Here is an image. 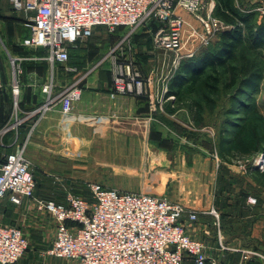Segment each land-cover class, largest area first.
<instances>
[{
  "label": "built area",
  "instance_id": "built-area-1",
  "mask_svg": "<svg viewBox=\"0 0 264 264\" xmlns=\"http://www.w3.org/2000/svg\"><path fill=\"white\" fill-rule=\"evenodd\" d=\"M31 28L24 45L45 48L51 63V78L42 91L45 98L37 108L23 115L18 107L21 83L14 72L12 92L15 109L7 129L18 131L28 118L34 123L46 117L56 103L70 112L82 96L79 81L56 91L55 67L66 70L70 50L93 35L97 26L114 32L130 31L109 52L113 61L111 95L146 97L151 114L173 99L170 81L159 78L154 67L142 69L132 42L135 29L152 22L156 47L173 53L174 64L193 58L210 46L219 32L230 25L215 15L216 0H9ZM258 10L264 9L262 5ZM185 14L190 15V17ZM37 180L26 156V144L9 152L0 163V200L8 196L20 204L33 199L36 208L56 222V232L47 254L76 261V264H184L186 256L195 264H219L210 257L206 243L193 237L188 224L198 220L199 211L181 202L144 192L122 191L99 182L89 184L90 197L66 191L63 200L36 194ZM255 197L249 202L256 203ZM217 216L216 210H212ZM30 240L18 225L0 224V264H16L29 249ZM246 254L245 258H249Z\"/></svg>",
  "mask_w": 264,
  "mask_h": 264
},
{
  "label": "crops",
  "instance_id": "crops-1",
  "mask_svg": "<svg viewBox=\"0 0 264 264\" xmlns=\"http://www.w3.org/2000/svg\"><path fill=\"white\" fill-rule=\"evenodd\" d=\"M256 2L262 0L253 3ZM124 29L128 28L119 27L114 32L106 28L110 36L95 29L90 40L71 48L68 66L73 70L56 65L57 92L77 81L82 88V96L73 102L70 112H65L62 104L56 103L37 124L35 117H31L18 131L8 130L16 106L12 92L14 72L17 71L21 83L18 107L25 115L43 103L42 87L51 78V63L45 58L47 49L24 45V40L31 35V28L23 15L14 11L9 0H0V163L9 152L26 144L32 156L42 159L46 171L64 170L63 176L47 179L50 184L47 189L41 192L36 189V194L40 192V196L49 199H64L63 186L70 183L65 171L68 167L79 166L76 175L86 182H99L122 191L150 193L181 202L199 211L197 221L191 222L187 215L183 221L188 224L193 237L206 243L208 255L219 264H248L252 260L264 264V204H251L247 197L238 216V233L226 224L220 228L212 213L214 203L205 200L199 182L184 180L187 171L183 165L184 156H179L182 161L173 167L172 160L178 162V155L169 156L151 140L155 115L167 114L164 108L151 114L148 99L111 95L113 61L108 53L127 34ZM72 52L76 57L73 58ZM137 58L142 65L140 55ZM108 172L117 173V179L107 178ZM111 182L116 186L110 185ZM168 182L172 185L167 186ZM188 182L192 185L188 186ZM55 183L62 187L60 191L53 185ZM177 189L181 192L191 190L194 200L190 203L181 201L174 193ZM44 196L42 198H46ZM0 224L20 226L31 241L32 248L16 264H76L74 260L47 254L55 237L56 222L49 214L38 211L33 199L24 198L20 204L11 202L8 196L1 199ZM246 254H250L247 259Z\"/></svg>",
  "mask_w": 264,
  "mask_h": 264
},
{
  "label": "rangeland",
  "instance_id": "rangeland-1",
  "mask_svg": "<svg viewBox=\"0 0 264 264\" xmlns=\"http://www.w3.org/2000/svg\"><path fill=\"white\" fill-rule=\"evenodd\" d=\"M238 1H240L239 3L242 2V0ZM243 1H245V3L247 2V6L253 4L251 8L253 7L258 12V23H262L264 21V9L258 10L257 7H259V5L256 3L254 4V0ZM259 4L264 8V0ZM155 27L156 25L152 22L141 25L133 31L132 42L137 50V57L140 55L142 59L144 72L149 73V71L155 67L159 72L158 75L161 80L167 79L171 81L180 65L176 66L173 63L175 58L173 53H166L164 50L154 45L153 32L155 31ZM95 29L104 31L108 36L111 35L104 26H97ZM124 30V33L130 31L129 29ZM219 33L217 37H215L214 42L217 40ZM91 38L92 37L88 40ZM245 48V52H243L239 58L241 74L243 76L248 75L253 61L259 62L264 70V45L256 48L246 45ZM76 52L75 54H77ZM72 56L73 58L76 57L74 53ZM254 95L261 113L264 115V79L260 85L259 91ZM171 100L172 99H168L165 102L164 110L167 114L160 113L155 115V125H153L151 130L152 142L156 146L158 145L159 148L168 152L169 156L173 157L174 155H178V162L172 160L173 163L171 164L173 167L182 161L179 156H184L183 165L187 168V171L185 170L186 174H184V180H197L199 182V189L203 192L202 194L205 196V200L214 203L213 209L216 210L218 214L217 216L213 213L217 225L222 228V226L226 224L227 227L231 226L232 230L236 229L238 233L239 227L236 216L238 217L240 209L239 204L241 196L239 192H247L248 199L252 196L257 199L256 203L262 202L264 204V178L259 176L258 173L250 175L248 171L251 166L252 169H257L259 172L264 171V152L258 153L252 159L251 157L239 158L238 156L231 155L227 156L225 159L219 153L220 138H228L229 136L228 133L221 131L224 127V118L227 116L226 109L230 106L228 96L223 95L220 100V105L215 112L206 114V125L202 127L195 125L188 108L184 104L171 105L172 108L175 106L176 111H178H174L176 114L172 115L171 113L173 112H170L167 108V104H169ZM26 156L31 162V168L37 180L36 189L38 191L41 192L44 188L47 189L50 186L47 179H51L57 175L59 176L60 174L63 176L64 170L62 169H59L57 173L54 171H46L45 167H43L44 162L42 159L32 156V153L28 152V150L26 151ZM68 168L69 169H66L65 172L66 176L70 178V183H66L63 186V191L68 190L84 197H90L89 184L93 181L86 182L76 175L77 173L75 171L79 170V166H71ZM195 168L196 170L192 171V169ZM230 171L237 174V177L231 179L228 175ZM107 174L109 175L107 178L114 181L117 179L115 176L117 173L112 175V173L108 172ZM179 180L182 181L181 179ZM188 183V186L192 185L190 182ZM109 184L116 186L115 182ZM166 184L167 186L172 185L170 182ZM176 184H178V182ZM53 185L59 188L58 191L62 188L59 183ZM180 192V189L174 191V193L180 196L181 201L190 203L194 200L192 198L194 192H191V190H183L181 193ZM39 194L37 193L39 197L44 196H40ZM31 248L32 245L29 246L28 250ZM250 254L256 256L253 253ZM185 264L192 263L187 261Z\"/></svg>",
  "mask_w": 264,
  "mask_h": 264
},
{
  "label": "trees",
  "instance_id": "trees-1",
  "mask_svg": "<svg viewBox=\"0 0 264 264\" xmlns=\"http://www.w3.org/2000/svg\"><path fill=\"white\" fill-rule=\"evenodd\" d=\"M239 2L216 0L215 15L229 24L230 29L220 32L217 40L198 55L182 61L170 81L167 94L174 96L170 105L167 104L170 112L176 111L171 105L184 104L199 127L206 125V114L217 110L223 95L229 97L230 106L226 109L227 116L221 130L229 136L221 137L219 142V153L225 159L229 155L252 159L264 152V115L254 95L260 89L264 70L259 62L253 61L248 75L243 76L239 64L246 45L255 48L264 45V21L258 23V12L251 8L253 4L247 6V2ZM141 98L147 101L146 97ZM249 169L250 175L258 173L264 178V171L259 172L252 166ZM228 175L231 179L237 177L232 171ZM239 195L241 209L248 193L239 192ZM187 261L195 264L189 256H186L184 264ZM248 264L259 263L252 260Z\"/></svg>",
  "mask_w": 264,
  "mask_h": 264
}]
</instances>
